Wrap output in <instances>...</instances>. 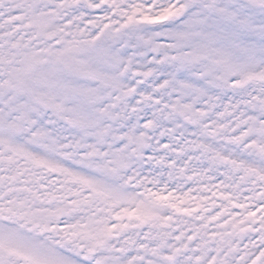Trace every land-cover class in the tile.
Instances as JSON below:
<instances>
[{"label": "snow or ice", "instance_id": "obj_1", "mask_svg": "<svg viewBox=\"0 0 264 264\" xmlns=\"http://www.w3.org/2000/svg\"><path fill=\"white\" fill-rule=\"evenodd\" d=\"M0 264H264V0H0Z\"/></svg>", "mask_w": 264, "mask_h": 264}]
</instances>
